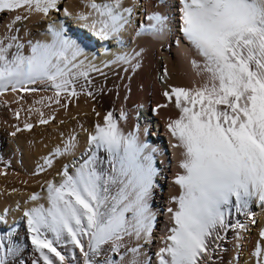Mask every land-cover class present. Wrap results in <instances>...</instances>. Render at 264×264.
<instances>
[{"label": "snow or ice", "instance_id": "6c2138e0", "mask_svg": "<svg viewBox=\"0 0 264 264\" xmlns=\"http://www.w3.org/2000/svg\"><path fill=\"white\" fill-rule=\"evenodd\" d=\"M180 3L181 31L204 57L209 84L195 92L172 89L177 107H181V98L191 107H181L180 118L168 125L184 149L180 164L184 174L175 180L182 190L173 197L178 203L173 213L175 226L169 229V243L157 253L158 264H198L212 230L224 226L225 210L233 197L238 210L252 196L264 202V0ZM22 6L47 14L57 7V0H0V11ZM89 7L100 17L92 27L98 23L96 35L104 39L119 34L128 23L123 13L132 12L122 7V0H90ZM147 20L150 23L142 27L153 35L166 28L167 17L158 12L148 15ZM49 29L51 42L33 44L30 55L20 52L23 45H17L11 55V45H0V91L9 85L15 91L17 85L37 80L51 81L57 95L68 90L71 70L77 67L73 61L83 49L62 27L49 25ZM117 60L126 61L127 57L117 56ZM71 94L76 95L74 89ZM89 141L95 149L109 154L110 171L98 169L93 151L74 174L65 168L58 187L49 183V207L41 205L25 212L31 243L44 264H69L68 254L60 250L62 245L78 248L83 264H95L93 258L101 254L103 245L111 243V250L118 251L125 236L139 240L151 235L155 217L149 198L157 170L148 145L133 133H122L111 112L104 117L103 126H96ZM111 186L116 187L115 195L110 194ZM37 198L36 194L31 197ZM168 211L173 212L171 208ZM84 237L88 238L87 251ZM6 239L0 235V264L14 252L9 245L5 253ZM138 250L139 245L127 249L133 257ZM256 255H260L259 249ZM104 264L114 262L106 259ZM130 264H136L134 258Z\"/></svg>", "mask_w": 264, "mask_h": 264}, {"label": "bare ground", "instance_id": "6f19581e", "mask_svg": "<svg viewBox=\"0 0 264 264\" xmlns=\"http://www.w3.org/2000/svg\"><path fill=\"white\" fill-rule=\"evenodd\" d=\"M63 1L57 0V7ZM157 1L122 0V7L131 8L135 13L142 8L143 3L150 2L153 5ZM96 2L104 3L106 0ZM89 4L90 0H67L62 13L67 11L86 16V20L82 19L83 23L93 25L100 17ZM157 6L152 8L153 12L159 13L161 10L163 16L169 12L165 10L166 3ZM167 8L174 9L173 3H168ZM123 15L128 18V23L119 34L108 39L98 36L95 40V37L87 34L86 29L74 25L72 27L64 18L54 14L47 15L27 6L12 11H0V45H11L8 49L9 55L17 51V45H23L20 52L30 55L33 44L51 42L49 25L56 29L62 27L64 34L83 49L82 54L73 61L77 67L71 70L69 78L72 83L67 91H60L57 95L58 89L48 80L26 82L22 86L17 85L15 91L12 90V85H9L7 90L0 91V172H5L6 159L12 157V154L13 163L18 162L15 155L18 147L25 150L24 162L30 168L26 169L31 170L37 165L41 171L38 176L27 179L29 184L35 183L34 186L32 184L28 187L11 185L10 181L4 182L0 177V216L3 217V221H0V235L7 237L5 253L9 245L14 248V252L6 256L5 264H33V261L36 264H44L39 252L31 243L28 218L23 216L22 219V214L25 215V212L41 205L49 207L48 185L52 183L58 187L64 179L65 168L69 174H74L95 151L98 169L110 171L109 154L104 149H95L89 141V137L96 132V126L104 125V117L109 112L113 114V119L122 133L135 134L151 151L153 166L157 171L153 194L149 198V208L155 217V224L147 239L137 240L134 236H125L118 251L111 250V243L103 245L101 254L93 258L95 264H104L106 259H110L114 264H130L133 258L136 264H149L150 259L147 258L152 251L150 249L155 247L159 253L160 249L169 243V229L175 226L173 213L178 209V203L173 197H178L182 191L175 180L177 175L184 174V169L180 167L184 159V149L178 146L179 140L172 135L168 125L180 118L181 107H191L185 104L183 98L181 107H177L172 89L184 88L195 92L209 84V77L203 70L204 57L193 46L188 48L186 43L181 42L179 46L174 47L168 42V39L177 36V32H171V37L168 38L170 31L165 28L157 35L148 33L133 37V30L138 27V23L132 22L131 13L124 12ZM16 16L23 18L16 20ZM45 19L48 21L45 22ZM173 24V17L167 18L166 27L170 25L172 30ZM96 27L99 29L100 25L97 23ZM86 28L90 29L89 26ZM13 37L15 39H12ZM109 39L114 41L110 43ZM117 56H125L127 60H117ZM83 72L87 75L80 74ZM21 87L24 90H21ZM73 89L76 95L71 94ZM165 92L169 93L171 99L164 95ZM44 103L48 107L44 106ZM219 107L224 108L223 105ZM196 108H199L198 104ZM41 120L47 123H41ZM62 122L64 124H61ZM25 125L36 126V129L29 132L31 127L27 128ZM17 132L22 133L18 135ZM7 136L12 138L14 153H11L12 148L5 143L4 138ZM167 141L172 144L170 152L167 149ZM69 144L70 149L65 151ZM51 156H55V159L49 164L46 161ZM73 157L75 161L71 160ZM36 191H39L38 198L32 200L31 197ZM2 193L8 196L2 197ZM115 193L116 187L111 186L110 194ZM246 200V206L241 205L238 210L235 197L232 198L231 204L225 210V224L212 230L206 241L208 248L200 257L201 262L199 259L200 264H264V202L260 201L258 196ZM161 204H166L173 210L168 214L171 222H165L157 215L159 210L156 206ZM256 220H259V225L256 229H251L250 225H254ZM161 224H164V231L160 234L164 238L155 242L152 235L158 232L160 227L157 225ZM252 230V233H247ZM87 240V237L82 238L86 251ZM138 245V253L133 257L127 249ZM257 249L260 250L259 256L256 255ZM60 250L68 254L69 264H83L84 257L78 248L62 245ZM203 255L206 258H203ZM153 264H158V259Z\"/></svg>", "mask_w": 264, "mask_h": 264}, {"label": "rangeland", "instance_id": "374dc122", "mask_svg": "<svg viewBox=\"0 0 264 264\" xmlns=\"http://www.w3.org/2000/svg\"><path fill=\"white\" fill-rule=\"evenodd\" d=\"M67 2V0H64L63 1V3L62 4H60L58 7H56V9H51V11L50 12H48L47 13V15H57V16H59V11H60V14H61V16H60V18H63V14H62V10L64 9V7H65V3ZM51 13V14H50ZM45 22H47L48 21V19H45L44 20ZM73 25L74 24H72L71 23V26L73 27ZM91 37H93V36H91ZM95 40H97V38H95ZM110 43H112L111 41H114V40H111V39H109L108 40ZM86 42V41H85ZM96 47H98V45L96 46ZM98 52H100L99 50H98ZM161 79H163V76L161 77ZM47 104L46 103H44V106H46ZM46 107H48V105L46 106ZM153 115L155 116L156 114H155V112H153ZM61 124H64V122H62ZM38 126H39V124H38ZM37 126V127H38ZM36 129V126H32L30 129H29V132H31V131H33V130H35ZM26 132H28V130L26 131ZM161 132V131H160ZM22 132H17V134L18 135H20ZM155 137V136H154ZM163 137V136H162ZM165 137H167L166 135H165ZM4 140H5V143H6V145L7 146H10V148H12V151H11V153H14L15 152V148H14V144H13V141H12V138H10L9 136H7V137H5L4 138ZM17 149V153L15 154V155H17L16 157L18 158V162H16L15 161V163H13V161H12V158L14 157L13 156V154H12V157H10V158H8V159H6V164L4 165V167H5V172H0V177L4 180V182H9V184H17V185H20V186H23V187H25V186H29V185H32V186H34L35 185V183L34 182H31V184H29V182H27V179H29V177H33L34 175L35 176H38L39 174H41V171H40V168L39 167H37V165H35L31 170H29L30 168L28 167V166H26V162H24V160H25V156H26V154H25V150H23V149H21L20 147H18V148H16ZM166 151V150H165ZM61 152V154L63 153V150H61L60 151ZM27 153V152H26ZM51 154H53V152L51 153ZM51 154H49V155H51ZM83 156V155H82ZM81 156V159L83 158ZM76 158H78V157H76ZM55 159V156L53 157V156H51V158L49 159V160H47L46 162L48 163V161H51V164L53 163V160ZM72 161H75V157H73V159H71ZM25 164V165H24ZM68 164V163H67ZM12 166H14V168L12 167ZM37 167V168H36ZM25 168V169H24ZM26 168H29V169H26ZM11 170V171H7V170ZM34 169V170H33ZM28 170V171H27ZM35 170H36V172H35ZM31 171V172H30ZM15 175V176H14ZM26 175V176H25ZM0 178V179H1ZM24 179V180H23ZM43 187H41V189H42ZM5 191H7V190H5ZM38 192L39 191H36L34 194H38ZM2 197H4V198H6L8 195L6 194V193H2V195H1ZM156 207H158V210H159V212H158V214L157 215H160L161 216V218H162V220L163 221H165V222H171V219L168 217V214H169V208H168V206L166 205V204H161V205H158V206H156ZM23 216H25L24 214H22V219H23ZM155 222V221H154ZM153 224H155V223H153ZM259 225V220H256L255 221V224L253 225V224H251L250 225V228L251 229H256L257 228V226ZM155 226V225H154ZM158 227H160L159 229H158V232H156L155 234H153L152 236H153V238H154V240H155V242L156 241H158V239H163L164 238V236H162V234H160V232L162 233L164 230H163V228L162 227H164V224H161V225H157ZM217 226H219V225H217ZM155 230H157V229H155ZM154 230V231H155ZM253 232V230L252 231H247V233H252ZM246 233V234H247ZM211 236V235H210ZM152 242H153V240H152ZM155 244V243H154ZM150 246H153V244H149ZM244 245V244H243ZM241 246H242V244H241ZM208 248V247H207ZM150 249V248H149ZM150 250H152V251H150L149 252V255H150V258H149V255H148V258H147V260L148 259H150V262H149V264L151 263V264H153L154 263V261L156 260V259H158L157 258V253H158V249L157 248H155V247H153V248H151ZM238 254V253H237ZM238 257L240 258V254H238ZM203 258H206L205 257V255H203ZM202 260L200 259V262H201ZM198 264H200L199 263V261H198ZM204 264H207V263H204Z\"/></svg>", "mask_w": 264, "mask_h": 264}]
</instances>
